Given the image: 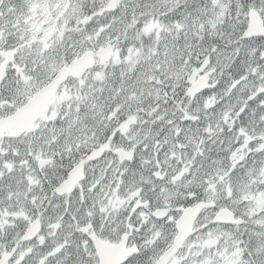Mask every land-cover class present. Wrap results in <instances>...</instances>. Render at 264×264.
Masks as SVG:
<instances>
[{"label": "snow or ice", "instance_id": "6c2138e0", "mask_svg": "<svg viewBox=\"0 0 264 264\" xmlns=\"http://www.w3.org/2000/svg\"><path fill=\"white\" fill-rule=\"evenodd\" d=\"M0 264H264V0H0Z\"/></svg>", "mask_w": 264, "mask_h": 264}]
</instances>
